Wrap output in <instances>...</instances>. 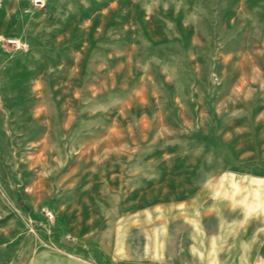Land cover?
Returning a JSON list of instances; mask_svg holds the SVG:
<instances>
[{
    "label": "rangeland",
    "instance_id": "374dc122",
    "mask_svg": "<svg viewBox=\"0 0 264 264\" xmlns=\"http://www.w3.org/2000/svg\"><path fill=\"white\" fill-rule=\"evenodd\" d=\"M253 190L264 0H0V264L166 245Z\"/></svg>",
    "mask_w": 264,
    "mask_h": 264
},
{
    "label": "crops",
    "instance_id": "0c3cea01",
    "mask_svg": "<svg viewBox=\"0 0 264 264\" xmlns=\"http://www.w3.org/2000/svg\"><path fill=\"white\" fill-rule=\"evenodd\" d=\"M258 192L253 190L251 206L242 197L225 195L229 201L225 213L202 226L187 219L183 238L177 229L166 245L162 227L129 224L118 248L91 252L44 248L31 256L29 264H212V257H219L220 264H244V258L253 262L264 257V191ZM228 210L234 211L231 218Z\"/></svg>",
    "mask_w": 264,
    "mask_h": 264
}]
</instances>
